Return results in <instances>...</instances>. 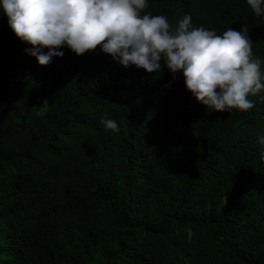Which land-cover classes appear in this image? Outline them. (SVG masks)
<instances>
[{
    "label": "trees",
    "instance_id": "16d2710c",
    "mask_svg": "<svg viewBox=\"0 0 264 264\" xmlns=\"http://www.w3.org/2000/svg\"><path fill=\"white\" fill-rule=\"evenodd\" d=\"M146 2L170 32L185 14L217 34L247 25L264 61L247 0ZM29 47L0 8V264H264V91L218 112L166 66L100 46L41 66Z\"/></svg>",
    "mask_w": 264,
    "mask_h": 264
},
{
    "label": "clouds",
    "instance_id": "9594fccd",
    "mask_svg": "<svg viewBox=\"0 0 264 264\" xmlns=\"http://www.w3.org/2000/svg\"><path fill=\"white\" fill-rule=\"evenodd\" d=\"M247 4L257 17L264 15V0ZM146 7V0H0L15 35L31 45L25 52L41 66L63 57L62 47L80 56L100 46L126 68L135 65L161 73L166 66L172 80L182 72L186 89L211 110L255 106L248 97L264 91V61L254 56L247 25L217 34L214 29L190 27L191 15L185 14L170 32L167 18L143 13ZM100 123L105 130L119 131L107 113ZM258 143L264 145V136Z\"/></svg>",
    "mask_w": 264,
    "mask_h": 264
}]
</instances>
